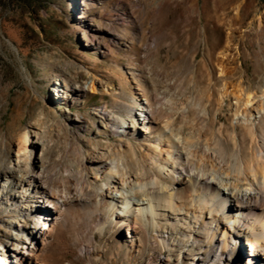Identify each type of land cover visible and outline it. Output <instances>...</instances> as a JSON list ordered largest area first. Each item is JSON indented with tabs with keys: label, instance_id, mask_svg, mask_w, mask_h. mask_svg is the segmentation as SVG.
<instances>
[{
	"label": "bare ground",
	"instance_id": "6f19581e",
	"mask_svg": "<svg viewBox=\"0 0 264 264\" xmlns=\"http://www.w3.org/2000/svg\"><path fill=\"white\" fill-rule=\"evenodd\" d=\"M96 1L82 0L81 17L84 34L99 45V32L109 33L111 26L106 23L101 29L85 21L86 10ZM124 7L132 15L128 5ZM239 16L238 6L228 26L235 27ZM233 36L217 60L225 79L236 69V58L227 53L234 49ZM112 38L124 39L117 34ZM54 88L66 104L81 91L59 82ZM260 89L257 96L242 80L231 79L219 90V104L233 101L230 112L243 129L240 133L234 128L227 132L226 125L209 133L207 122L215 120L210 105L195 104L193 96L188 108L172 113L164 108L163 99L170 93L159 91L155 112L140 99L136 112L121 118L116 131L123 137L142 133L148 140L144 149L126 138L88 150L69 141L70 158L64 170L59 162L62 154L55 150L57 142L29 126L9 156L0 149V206L8 205L16 213L12 220H0V264H48L53 248L67 250L68 245L103 264V251L93 243L95 234L110 233V225L124 235L123 240L116 237V247L125 248L127 257L142 255L139 264H225L221 260L229 261L238 247L246 256L240 264H264V131L260 129L264 86ZM174 97L176 101L182 95ZM191 115L193 120L188 121ZM111 120L112 115L102 112L97 133L115 131ZM224 141L233 144L231 153L225 152ZM131 163L137 166L132 174ZM4 228L10 233L4 235Z\"/></svg>",
	"mask_w": 264,
	"mask_h": 264
},
{
	"label": "rangeland",
	"instance_id": "374dc122",
	"mask_svg": "<svg viewBox=\"0 0 264 264\" xmlns=\"http://www.w3.org/2000/svg\"><path fill=\"white\" fill-rule=\"evenodd\" d=\"M125 5L132 15L125 11ZM238 6L240 19L235 27H230L229 21L237 16ZM83 7L82 0H0V149L5 156L18 146L21 133L32 125L57 142L55 150L64 159L59 161L62 170L67 168L70 158L66 147L69 141L79 142L88 150L102 147L105 142L115 145L120 138H126L137 149H144L148 140L142 133L123 137L116 131L122 125L121 118L136 112L140 99H145L148 110L155 112L158 103L154 97L163 90L171 96L163 98L164 108L172 113L182 106L188 108L193 96L195 104L210 105L215 120L207 122L209 133L216 132L220 125H226L227 132L233 128L243 132L230 112L232 99L219 104V90L225 80H242L257 96L261 95L264 0H97L86 10L85 21L101 29L110 23L109 33L99 32V45L95 41L92 44L89 33L84 34ZM115 34L122 35L123 41H114ZM230 35H234V49L227 53L229 58H236V69L225 79L217 60ZM56 82L81 90L73 103L61 100L60 92L54 88ZM175 93L182 97L175 101ZM102 112L112 115L115 131L97 133ZM260 129L264 131V123ZM224 144L225 152L231 153L233 144ZM245 150H249L248 145ZM85 156L86 152L82 158ZM136 168L131 163L128 172L132 174ZM6 191L11 188L6 187ZM9 208L0 206V220L16 216ZM109 228L108 234H95L93 243L103 251V264L144 261L142 255L127 257L125 248H117L116 237L123 240L124 235L115 233L113 225ZM4 229V235L10 233ZM246 242L245 237L243 246ZM67 248H53L47 263H102L81 254L75 246ZM162 253L164 256L166 251ZM157 254L154 251L153 258ZM177 256L174 253L173 258ZM243 259L246 256L238 247L229 261L216 262L240 264Z\"/></svg>",
	"mask_w": 264,
	"mask_h": 264
}]
</instances>
